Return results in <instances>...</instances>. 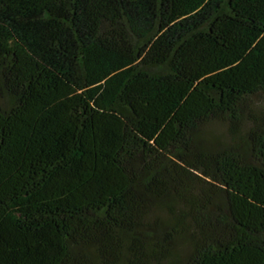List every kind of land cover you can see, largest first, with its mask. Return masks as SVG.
Listing matches in <instances>:
<instances>
[{"label": "trees", "instance_id": "16d2710c", "mask_svg": "<svg viewBox=\"0 0 264 264\" xmlns=\"http://www.w3.org/2000/svg\"><path fill=\"white\" fill-rule=\"evenodd\" d=\"M0 264H264V0H0Z\"/></svg>", "mask_w": 264, "mask_h": 264}, {"label": "rangeland", "instance_id": "374dc122", "mask_svg": "<svg viewBox=\"0 0 264 264\" xmlns=\"http://www.w3.org/2000/svg\"><path fill=\"white\" fill-rule=\"evenodd\" d=\"M259 103V101H257ZM204 136L210 144L227 145L230 143L227 127L221 123H213L207 126L204 130ZM166 217L167 213L161 214ZM187 251V244L185 241H179L176 246L175 254L177 256L184 255Z\"/></svg>", "mask_w": 264, "mask_h": 264}]
</instances>
